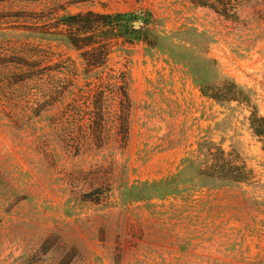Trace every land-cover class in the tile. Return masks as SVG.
Listing matches in <instances>:
<instances>
[{
  "label": "rangeland",
  "instance_id": "obj_1",
  "mask_svg": "<svg viewBox=\"0 0 264 264\" xmlns=\"http://www.w3.org/2000/svg\"><path fill=\"white\" fill-rule=\"evenodd\" d=\"M86 12L151 13L149 44L112 55L130 75L128 135L124 102L80 89L91 79L65 44L76 85L56 106L42 83L10 79L18 54L52 39L35 33L43 16ZM232 81L264 117V0L238 19L194 0H0V264H264V142L250 109L202 93ZM94 118L104 139L85 141ZM204 143L238 150L250 179L219 187L197 161L180 173Z\"/></svg>",
  "mask_w": 264,
  "mask_h": 264
},
{
  "label": "trees",
  "instance_id": "obj_2",
  "mask_svg": "<svg viewBox=\"0 0 264 264\" xmlns=\"http://www.w3.org/2000/svg\"><path fill=\"white\" fill-rule=\"evenodd\" d=\"M251 0H194L198 6L210 8L228 19H238L239 11ZM43 16L44 27L35 31L46 37H51L49 43H30L28 48L18 54V61H13L14 73L11 80L15 85L40 82L45 95V106L54 107L65 95L75 90V66L68 64L59 53L57 42L70 47L79 53L84 65V75L91 79L80 89L93 93L95 98L104 97L106 92L121 98L123 104L122 121L125 122V134L128 135V119L131 111L130 75L127 69L112 67V55L116 52L120 40L124 44L134 45L139 42L149 44L153 28L148 22L150 12L141 14H100L95 12L79 13L61 18ZM143 18V25L138 29L134 23ZM53 21V22H51ZM166 37V36H164ZM44 42V40H42ZM45 43V42H44ZM55 45H54V44ZM53 44V45H52ZM151 44V43H150ZM127 51V49L122 48ZM209 64L216 63L205 58ZM126 68V66H125ZM11 69V68H10ZM74 69V70H73ZM204 96L220 104L237 103L243 109H250L248 118L250 128L255 136L264 142V117L259 113V107L252 96H246L244 87L235 81L220 83L216 92L208 94L205 88ZM99 118L91 120L96 125L92 133H84L81 137L92 142L102 141L103 132ZM204 162L202 173L208 177L217 178L219 187L239 188L252 176V169L241 153L232 149L227 151L222 145L204 143L198 146L196 154L183 160L180 173L188 171L195 162ZM214 174V175H213Z\"/></svg>",
  "mask_w": 264,
  "mask_h": 264
},
{
  "label": "water",
  "instance_id": "obj_3",
  "mask_svg": "<svg viewBox=\"0 0 264 264\" xmlns=\"http://www.w3.org/2000/svg\"><path fill=\"white\" fill-rule=\"evenodd\" d=\"M139 26H140L139 22H135V23H134V27H135V28H137V29H138V28H139Z\"/></svg>",
  "mask_w": 264,
  "mask_h": 264
}]
</instances>
